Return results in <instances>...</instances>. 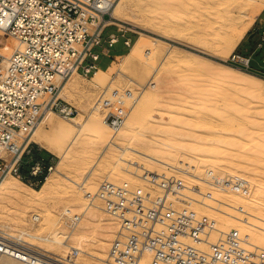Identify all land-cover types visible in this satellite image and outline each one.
I'll return each mask as SVG.
<instances>
[{
	"label": "bare ground",
	"instance_id": "bare-ground-1",
	"mask_svg": "<svg viewBox=\"0 0 264 264\" xmlns=\"http://www.w3.org/2000/svg\"><path fill=\"white\" fill-rule=\"evenodd\" d=\"M168 1L183 6L190 4L189 0ZM196 1L198 2L199 6L205 5L206 11L209 14V17L206 20L207 22L200 29L201 31L205 32L206 35H209L208 39L206 38L205 43L218 45L224 44L223 47L226 51V55L223 56L219 52H214V55L223 58V60H226L227 57H229V55L236 49V47L244 38L248 29L255 21L258 14L264 9V0ZM115 2L111 9V18L110 20H107V22L114 21L118 25L130 23L133 27L139 26V24H136L132 20L128 21L126 20V17H124L123 8L125 7L127 0H118L116 4ZM162 2L163 0H159V3H161V5ZM163 8L161 6V9ZM147 32L140 31L138 37L130 45V48L127 52L116 54V56L122 57L121 63L118 68L119 74L135 81L139 85L140 92L138 94V97L133 102L130 103L129 101V104L126 106L127 114L125 117V121L123 122L121 127L117 131H115V133L111 132L113 128L108 120V115L106 112L107 109L104 110L103 108L105 107V102L103 99H101L102 96L97 98V93L100 92V90L103 89L102 93H105L107 88L112 84V82H114L112 77V72L115 71L114 67H99L92 75V86L89 89L85 88V90L80 88L78 82L81 80H79V78H77V80H79L78 82L75 78H72V76L76 73H73L71 76L67 77L64 80H61V78H57V81L60 82L58 92L59 97H62L65 100L69 96L75 95V100L77 101L79 109L81 111L80 113L82 114L67 118L64 115L59 114L55 110L46 109L44 111L43 115L37 121L32 131L28 135V138L29 140L38 143L39 145H41V147L43 146L47 150L57 155L59 157V160L56 164L52 165L51 170L46 174L44 180L42 181V184L39 187L30 186L22 178H18L11 174L6 175L0 179L1 227H7L9 228V230L10 228L16 227L19 229L18 232L25 233L26 235L33 238V240L38 239V241L42 243L43 248L48 252L54 253L55 255L66 259L73 260L77 263L81 262L83 264H110L107 257L111 246V240L118 230V221L111 215H109L110 220L105 221L106 218L104 217V213L106 212L102 209L101 201L96 198V191L98 188L97 179H99L98 177L101 178L100 175L102 174V167L105 165L108 166V164H112V162L113 164H116L119 161L121 162L123 160L124 163L126 162V165L124 164L125 166L120 165L118 167L110 168V170L108 169V173L106 176H110L115 181H117L118 179L128 180L130 181V183L131 181L134 182V180L138 179L135 178V176L140 177L139 179H141L142 181H137L143 186V180L146 181L145 175L140 174L139 171H152L151 163L157 162L156 160H160L165 165H167V168H171L184 175V178L182 177V175L180 177L178 176L182 181L181 190L170 192L168 194V199L174 208L188 207L197 211L199 214H206L210 217H213L216 221V226L220 230L224 231L233 229L238 232L239 236L248 246H259L264 248V216H260L259 214L250 211V207L252 204L248 200L251 199V195H247L246 193L253 192L254 190H252V187H249V190L245 187L242 190H233L224 188L223 186L219 187L211 183H206L205 180L202 179L204 176V171L202 172L201 166H207V163L204 162L206 160L204 159H207V161L209 160L208 166L209 168H211L210 170L214 172V169L219 167V163L221 166L220 161H222L224 155L222 149H225V154H227L226 149L227 151L229 149V147L220 148L218 144H222L223 141L224 144H229L228 146H230V142L228 143L229 138H226L227 141L226 139H224L226 141L225 143L223 140L225 136L221 140L220 137L222 136L220 135V139H216L217 137H212V139L207 142L205 141L206 137L204 139L203 136L199 137L196 142H188L192 144L194 143L192 146L186 143L183 139L181 144L180 137H174L173 135L172 138L170 133L167 135L168 137L170 135V137L168 138V142H158L155 145L157 152L166 154L167 156V158L160 159L155 155L157 152H154L155 154H153L152 152L144 153L139 149L134 148L132 145H129V143L124 144V138L121 137L128 133L130 134V131H132L134 125L138 123L136 122L137 120L143 122L148 118L149 107L150 105H152V101L154 99H157L159 101V97H161V93L163 92L162 84L163 82H167V80H165V76H161L160 73L169 72L167 71V69L170 68L171 70V67L188 69L195 77H199L200 75L205 77L208 76L216 83L218 81H222V83L233 85L237 87V89L240 88V90L247 88L260 89V87H264V78H262L258 74L246 71L239 67H234L233 65L225 62H218L217 66L214 65L216 66L214 70L213 63L212 66H210V62L209 64H206V60L193 56L192 54L184 52L183 50H178L174 48L172 43L166 48L161 59H153L154 57L157 58L158 54H160V51L158 47H156V44L159 42L161 43L162 40L165 41L162 38H166L168 36L166 34H161L160 37H163L160 38L159 36H152ZM203 36L204 35H202V38H204ZM203 41L202 44L204 43ZM204 45L206 46V44ZM19 46L20 42H18V40L12 34L0 31V50L3 52V54L9 56ZM142 55H148V61L147 59H144L142 61L143 65L141 64V67H139L141 71H139L138 77H141V80H143L142 74L148 71L149 77L147 78V83H150L149 85L153 90H148V88L144 86L140 79L133 78L126 73V70L132 65V63H134ZM150 61L153 62L151 63ZM162 69L164 71H160ZM173 71L171 70V72ZM190 71L188 72L191 73ZM79 75H81L82 77L81 73H79ZM181 76H179V79ZM188 78L190 77H187V79ZM187 79L185 78V80ZM197 82L198 80L196 81V83ZM89 85H91V82ZM206 85L209 86V84ZM217 85H219V83ZM83 86L84 84L81 85V87ZM201 90L198 89V92H201ZM191 91L189 95H192L193 92ZM206 92L207 91L205 90L203 94L207 95L208 92ZM211 92H213L214 94L213 88H211ZM211 92H209L208 97H204L207 99L204 101H208V99L211 98ZM216 92L217 96H219L218 99H220V93L218 91ZM144 93H147L145 97H143ZM213 94L212 96L214 97ZM192 96H194L192 97L193 100V98H195V94H193ZM42 98L46 99L47 97ZM158 101L156 102L158 103ZM209 101L211 102V99ZM172 106L175 108L174 104ZM179 108L181 111L180 106ZM175 110L177 111V108ZM172 114H176L177 116V113L172 112ZM194 114H196L195 111ZM199 114L200 113L198 112V116ZM212 124L210 120V125L212 126ZM216 126L217 124L215 125V127ZM45 127L49 128L48 132L45 131ZM190 128L192 129V127ZM110 132L112 133V135L107 140L106 137L108 134H110ZM192 135L189 136L192 138ZM193 138H195V136ZM202 138L204 139L203 141ZM234 138L235 137H233V139ZM238 139L241 140V137H239ZM238 139H235V141H238ZM200 140L202 143L200 142ZM248 141L250 144L251 141ZM257 141L258 140H256V142ZM183 142H185L187 145H185V143ZM233 142L231 143L233 144ZM245 143H247V141H245ZM245 143H240L238 141V144L242 145L243 147L245 146ZM263 143L264 141L262 140V144ZM99 144L101 146H104V148L98 158L91 166L88 164V169L83 171V173L78 172L79 168L82 167L83 161L86 164L85 160L87 158L85 159V157L86 155H88L87 153L91 151L89 148H94L93 146L96 147L97 145L99 146ZM256 147H258V145ZM81 148L83 149V152L85 151L84 156L75 158L78 157V155L76 156L74 154L75 150H80ZM184 150L190 152H186ZM259 150L261 151V148ZM117 151H119V153ZM221 151L222 153H219ZM136 153L141 154L140 157L142 158L137 156ZM216 153H219V155H223L222 157H219V155H217ZM242 153L244 154V152ZM227 155L225 156V160ZM228 157L230 158L229 155ZM72 158L76 159L75 164L71 162L74 166L72 165L73 167L70 168L67 173L63 170V167H65L64 165H66V163H69L70 165V160ZM73 159L72 161L74 162ZM136 159L138 163L134 162L136 161ZM256 159L257 158H255V160ZM227 164H229V162L226 163V165ZM131 165H133L134 168H131ZM107 168L108 167H106V169ZM234 176L231 177L230 175L231 179ZM238 177L239 179L241 178L239 175ZM234 179L235 177L233 178V180ZM198 182H200V184ZM148 189H150L149 186ZM255 193L257 194L254 197L259 199L261 202H264V198L262 197V189L256 188ZM50 199L55 202L63 200L65 203L63 204L62 208L58 210L54 206H49ZM40 209L45 212L44 217H42L43 220H41ZM31 211H33L30 216L31 220L34 222L36 220H40L37 228L31 227L30 225H33V223L31 222V224H29L28 222V220H30L28 215ZM34 218L36 220H34ZM68 220L71 221L68 222ZM65 224L70 226V228H67ZM45 228L48 229L46 233L44 232ZM93 244L94 246H92ZM150 261L151 254L145 253L140 259L139 264H149Z\"/></svg>",
	"mask_w": 264,
	"mask_h": 264
},
{
	"label": "built area",
	"instance_id": "built-area-1",
	"mask_svg": "<svg viewBox=\"0 0 264 264\" xmlns=\"http://www.w3.org/2000/svg\"><path fill=\"white\" fill-rule=\"evenodd\" d=\"M114 2L0 0V31L20 42L9 56L0 50V179L9 174L24 179L25 156L31 154L33 145L28 135L46 109L67 118L78 114L59 97L57 78L64 80L73 73L89 76L100 67L99 48L119 41L114 32L103 36L108 26L118 25L107 22ZM124 42L129 45L131 40ZM257 49L263 51L259 62L254 57ZM227 62L264 76V30L250 54L233 51ZM114 102L108 120L117 131L127 109L122 96ZM52 165L37 159L29 165V172L41 181ZM203 175L206 183L219 187H245L242 179L235 181L212 170ZM145 179L160 192L151 193L127 180L103 179L98 185L96 198L102 209L118 221L107 257L110 264H139L145 253L151 254L149 264H264L263 247L248 246L233 229L220 230L206 214L174 208L168 194L182 188L175 175L147 170ZM28 238L25 233L0 228V264H79Z\"/></svg>",
	"mask_w": 264,
	"mask_h": 264
},
{
	"label": "rangeland",
	"instance_id": "rangeland-1",
	"mask_svg": "<svg viewBox=\"0 0 264 264\" xmlns=\"http://www.w3.org/2000/svg\"><path fill=\"white\" fill-rule=\"evenodd\" d=\"M116 2H118V0H116ZM116 2H115V4H116ZM189 2H190V4L183 6V5L175 4L173 2L171 3L168 0H163L162 5H161V3H159V0H127V3L125 5V7L123 8L124 17H126V20H128V21H131V20L134 21L136 24H139V26L133 27L130 23H124V25L112 24L106 28L104 35H103L104 38L108 37L109 34L112 32L116 33L119 36V41L117 43H115L113 46H109L107 43H104L103 47L99 48V50L101 51V57L98 60L99 66L101 68H107L108 66H112L115 69V71L112 72V77H113L114 82H112V84L107 88L105 93H102L103 89L97 93L98 94L97 98L102 96L101 99H103L105 102L104 103L105 107H103V108H104V110L107 109L106 110L107 115L109 114V111L112 109V107H114V103H115L114 100L117 99L118 96L123 97L124 106L126 107L129 104V101L131 103L138 97V94L140 92L139 85L135 81H133L132 79H128V77L122 76L121 74H119L118 68H119V65L121 63L122 57L116 56V54H122V53H125L129 50L130 45L138 37L140 31H145V32L148 31L147 33L152 35V36H159L160 37L161 34H166L168 36L166 38L163 36H162L163 38L160 37V38L164 39L165 41L162 40L161 43L159 42L156 44V47H158L160 54H158L157 58L152 57L153 59H156V60L161 59L166 48L172 43L174 48H176L178 50H183L184 52L192 54L193 56H196L198 58H202V59L206 60L205 61L206 64H209V62H210V66H212V63H213L214 70H215L218 62L228 63L227 62L228 57L226 60H223V58H220V57L214 55V52H219L223 56L226 55V53H225L226 51L223 47L224 44L218 45V44H207V43H205V40H206V38L208 39L209 35L207 34L208 35L207 36L205 32L200 30L205 25V23L207 22L206 20L209 17V14L206 11L205 5L199 6V4L196 0H189ZM161 6H162V8L163 7L164 8L161 9ZM159 8L161 11L159 10ZM260 13L258 15H260ZM119 28H121V30ZM263 30H264V21L256 22V19H255V21L253 22V24L251 25V27L248 29L247 33L244 36V37H246V40H244V42L240 48L236 47V49L234 51H237V52H239L241 54H245V55L250 54V52L254 48V45H256V41L252 40V37L255 36L257 39L260 40ZM200 35H201V37H200ZM202 35H204L203 36L204 38H202ZM128 38H130V40H131L129 45L125 44V42H124V40L128 39ZM200 40H202L204 43L202 44V41H200ZM204 44H206V46ZM246 47H248L250 49H246ZM262 52H263L262 49H257V51L254 53V57H255L256 61L259 62L261 60ZM149 58H151V57H149ZM144 59H147V61H148V55L140 56V58H138L134 63H132V65L126 70V73L133 78L140 79V81H142V83L144 84L145 87L148 88V90H153L152 87L149 85L150 83H147V78L149 77L148 71H146L142 74L143 80H141V77H138L139 71H141L139 67H141L142 61ZM153 59H150V60H153ZM214 65H216V66H214ZM234 67H236V66H234ZM173 69H174V71H173ZM261 69H263V68H261ZM171 70L174 73L171 72ZM171 70L169 68V69H167V71H169V72H165V73L161 72L160 73L161 76H165V78H166L165 80H167V82H165V83L163 82V84H162L163 85V87H162L163 92L161 93V97H159V101L157 99L153 100L154 103L152 101V103H151L152 105H150V107H149L148 118L144 120L146 122H144L143 120H142L143 122L137 120L136 122H138V123L134 125L132 131H130V134L128 133L126 135L121 136L124 138V144L129 143V145H132L134 148L139 149L140 151H142L144 153H151L152 152L153 154H155L154 152H157V149L155 147L156 143L168 142V138L170 137V135L172 136V138H173V135H174V137L175 136L180 137V139H181L180 143L181 144H182V139L185 140L186 143L196 142V140L199 137H203V136H204L203 137L204 139L206 137L205 141H207V142H209L212 139V137L213 138L217 137L216 139L221 138V140L224 136L225 137L223 138V140L226 138L227 139L229 138L228 143L230 142V146H228L229 145L228 143H227L228 145L224 144L223 141H222V144L221 143L220 144L217 143V144H218V146H220V148L229 147L228 151L226 149V152L230 156V158L228 157L227 154L224 153L225 149L224 150L222 149L224 155L222 154L223 155L222 161L219 160L221 162V166L219 163L218 164L219 167L214 169L215 170L214 172L215 173L217 172L216 174L224 175L230 179L232 176L235 175L234 177L236 180L239 179V177H238V175H239L241 177L240 179H242L245 182V188L249 190V187H252V190H254L253 192H246L247 195H251V199L248 200L252 204L250 207V211H253V213L259 214L260 216H264V202H261L259 199L254 197L257 194V193H255L256 188L257 189L261 188L262 189V197L264 198V155H263L264 154V146H263L264 143L262 144V140L264 141V87H262V88L260 87V89L259 88H254V89H248L247 88V89H241L240 90V88L237 89V87L230 85V84H227V83H222V81H218L216 83L215 81L211 80V78H209L207 75H206L207 77L200 75L199 77L196 76L197 77L196 78L192 74V72L188 69H183V68H179V67H173V68L171 67ZM184 70H186V71H184ZM160 71H164V70L162 69ZM188 71H190L191 73H189ZM93 74H91L89 76H85L82 74V77H81V75H79V73H76L72 76V78H75L76 80H77V78H79V80H81V81L77 80V82L79 81L78 84L80 85V88L85 90V88L89 89L92 86L91 78H92ZM76 76H78V77H76ZM179 76H181L180 79H179ZM260 76L262 78H264V76H262V75H260ZM80 77H81V79H80ZM184 77L186 79H187V77H190V78H188L189 80L188 79L185 80ZM193 79H194V81H193ZM197 80H198V82L196 83ZM144 81H145V83H144ZM90 82H91V85H89ZM214 82H215V84H214ZM218 83H219V85H217ZM83 84H84V86H83L84 88L81 87V85H83ZM206 84H209V86ZM202 85H203V87H202ZM200 86H201V88H200ZM211 88H213L214 94H213V92H211ZM198 89L199 90L202 89L203 92L206 90L208 92V93L206 92L207 95H204L202 90H201V92L200 91L198 92ZM190 91L193 92L192 95L195 94V98H193V100H192V97H194V96L189 95ZM216 91H218L220 93V97H221L220 99H218L219 96H217ZM209 92H211L214 95V97L210 93L211 98H209L208 101L211 99V102L210 101L209 102L204 101V100H207L204 97L205 96L208 97ZM146 95H147V93H144L143 97H145ZM184 95H185V99H184ZM222 96H223V98H222ZM75 97H76L75 95H71L67 99H65V101H67L69 104H71L73 107H75L78 110L79 114H77V115H81L82 113H80L81 111L79 109L77 101L75 100ZM186 98H187V101H186ZM201 98H203V99H201ZM224 98H225V100H224ZM156 101H158V103ZM125 102H127V103H125ZM76 103H77V105H76ZM229 103H231V104H229ZM173 104H174L175 108L172 106ZM179 106L181 107V111H180ZM201 106L202 107L204 106V107L202 108ZM172 107L174 110L177 108V111L176 110L174 111L172 109ZM200 108H201V110H200ZM207 110H208V112H207ZM194 111L196 114H194ZM172 112L177 113V116H176V114L175 115L172 114ZM192 112L194 115L192 114ZM198 112L200 113L199 116H198ZM173 115H174V118H173ZM209 119L211 120V124L213 123L212 126L210 125ZM198 123H200V124H198ZM207 123H208V125H207ZM215 123L217 124L216 127H215V125H216ZM219 124H220V126H219ZM190 127H192V129ZM44 129L46 132H48V130H49L48 127L47 128L45 127ZM111 132L115 133V131L113 129L111 130ZM111 132H110V134H108L109 137L107 135V137H106L107 140L111 137V135H112ZM168 134H170L169 137L167 136ZM238 134H239V136H238ZM189 135H192V138ZM220 135L222 137L219 138ZM194 136H195V138H193ZM233 137H235V138L233 139ZM239 137H241V140L238 139ZM243 137H244V139H243ZM203 138H202V141L204 140ZM227 139H226V141H227ZM232 139H233V141H235V139H238V141L240 143H245V141H247V143H245V146L243 147L242 145L238 144V141L233 142ZM247 139L251 141L250 144H249V141ZM256 140H258V141L256 142ZM122 141H123V139H122ZM205 141H204V143H205ZM226 141L224 140L225 143H226ZM185 142H183V143H185ZM200 142H201V140H200ZM219 142H220V140H219ZM231 142H233L234 145ZM254 142H255V145H254ZM34 143H36V142L32 141V144H34ZM186 143H185V145H187ZM188 144L193 146L194 143L193 144L188 143ZM256 144L258 145L259 148L256 147L257 146ZM190 145H188V146H190ZM209 145H211V144H209ZM234 146L235 147L237 146V147L235 148ZM241 146H242V148H241ZM93 147L94 148H89L91 151L89 153H87L88 155H86V157H85V159L86 158L87 159L86 160L84 159L86 161L87 165L83 161L82 167L79 168L78 172L83 173V171L87 170L88 166L89 165L91 166L94 163V161L98 158V156L100 155L101 151L104 148V146H101L100 144H99V146L97 145L96 147L95 146H93ZM238 147H239V149H238ZM260 148H261L262 152L259 150ZM80 150H81V152H80ZM80 150H78V149L75 150L74 154L76 156L78 155V157H75V158H79V156H84L85 151L83 152L82 148ZM184 151L190 152L187 150H184ZM222 151L219 153H222ZM78 152H80V153H78ZM117 152L119 153V151H117ZM242 152H244V154ZM219 153L218 154L216 153V154L219 155ZM254 153H255V155H254ZM257 153H259V154H257ZM136 155L139 157L141 156V154H139V153H136ZM155 155H156V157H158L160 159L167 158L166 154H161L159 152H157ZM222 155H219V157H222ZM226 155H227V157L225 160ZM235 155L236 156L239 155V156L236 157ZM252 155H254V156H252ZM140 158H142V157H140ZM255 158H257V159L255 160ZM72 159L70 160L71 166L69 165V163L68 164L66 163V165H64L65 167H63V170L67 173H68V170L74 166L73 164H75L76 159H73L74 162L72 161ZM58 160H59V157L56 155L53 164H56ZM90 160H91V162H90ZM204 160H206L204 162L207 163L206 164L207 166H201L202 172L203 171L205 172L206 168H207L206 170L211 169L208 166L209 160L208 161H207V159H204ZM156 161L158 163L157 162L151 163L152 164V167H151L152 171H155V172L161 173L162 175H167V176L175 175V173H176V175H175L176 177H178V176L180 177L182 175L181 173H179V172H177L171 168H167L166 167L167 165H165L162 161H160V160H156ZM224 161L226 163L229 162L230 165L229 164L226 165V163ZM134 162H137V159ZM205 163H204V165H205ZM222 163H223V166H222ZM114 164L112 162V164L110 163V164H108V166L105 165L102 167V170H101L102 174L100 175L101 178L98 177L99 179H97L98 185L103 179H109V180L114 181V182L124 181V179H121V180L118 179L117 181H115L110 176H106L108 173V171H107L108 169L110 170V168L118 167V166L124 165V164L126 165V162L124 163V161L122 160L121 162L119 161L115 165ZM106 167H108V168L106 169ZM130 167L134 168L133 165H131ZM203 168H204V170H203ZM139 172H140V174L145 175V171L140 170ZM47 173L48 172H45V174L41 177V181H38L36 179H30V180L27 179L24 181L28 185L33 186V187L40 186L42 184V181L45 178L44 176H46ZM229 174L231 175V177ZM14 176H16V175H14ZM183 176L184 175H182V177ZM16 177H18V176H16ZM179 177H178V179H179ZM236 177H238V178H236ZM18 178H20V177H18ZM135 178H138V179L134 180V182L131 181V183H133L132 185H134V186H140L141 185L140 187H142L144 190L145 189L147 190L148 186H149L150 189H148L147 191L150 190L151 193H159L160 192L161 189L158 188L157 186H153L145 180H143V182H142L143 186H142V184H139V182H138L139 180H141V179H139L140 177L135 176ZM233 178H232V180H233ZM179 180H181V179H179ZM136 183L139 185H137ZM198 183L200 184V182H198ZM257 183H258V185H257ZM145 187H147V188H145ZM54 202L55 201L50 199L49 200V204H50L49 206H52V207L54 206L58 210L61 209L63 204L65 203L63 200H59L55 203ZM33 211H31L29 213V215H28L29 218L31 216V213H33ZM40 215H41V220H43L42 217H44L45 212L41 209H40ZM104 217L106 218L105 221L110 220V216L107 215L106 213H104ZM70 221L71 220H68V222H70ZM28 222H29V224H31V222L33 223V225H30L31 227L37 228L40 220L39 221L36 220L34 222L30 218V220H28ZM1 226L2 225H0V228H5L4 226L3 227H1ZM66 227L70 228V226H68V225H66ZM47 228H50V227H47ZM6 229H9V228L6 227ZM10 230L19 231V229L16 227L10 228ZM47 230L48 229L45 228L44 232L46 233ZM28 237H29L28 239L31 240L32 242H34L36 245L43 247L42 243L40 241H38V239L33 240V238H31L30 236H28ZM92 246H94V244ZM81 264H83V263H81Z\"/></svg>",
	"mask_w": 264,
	"mask_h": 264
},
{
	"label": "crops",
	"instance_id": "crops-1",
	"mask_svg": "<svg viewBox=\"0 0 264 264\" xmlns=\"http://www.w3.org/2000/svg\"><path fill=\"white\" fill-rule=\"evenodd\" d=\"M261 22L264 21V10H262V12L260 13V15H258V17L256 18V22ZM244 40H246V37H244L242 39V41L239 43V45L237 46L238 48H240L244 42ZM252 40H255L256 43L259 41V39H257L255 36L252 37ZM253 47V46H252ZM255 47V45H254ZM246 49H250L248 47H246ZM55 156L54 153H52L51 151L47 150L45 147H41V145H39L38 143H34L32 145V152L29 155L25 156V166L23 168V175H24V179L25 180H30V179H36L38 180L37 176L31 175L29 172V165H31L35 160L37 159H41L43 158L47 164H53L54 160H55ZM23 179V180H24Z\"/></svg>",
	"mask_w": 264,
	"mask_h": 264
},
{
	"label": "trees",
	"instance_id": "trees-1",
	"mask_svg": "<svg viewBox=\"0 0 264 264\" xmlns=\"http://www.w3.org/2000/svg\"><path fill=\"white\" fill-rule=\"evenodd\" d=\"M43 179V178H42ZM25 180V179H24ZM36 187H39V186H36Z\"/></svg>",
	"mask_w": 264,
	"mask_h": 264
}]
</instances>
